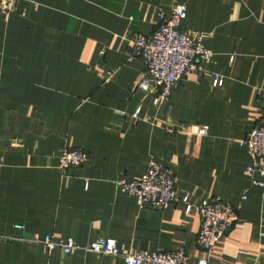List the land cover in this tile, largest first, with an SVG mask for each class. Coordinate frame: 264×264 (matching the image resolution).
Wrapping results in <instances>:
<instances>
[{
  "label": "crops",
  "instance_id": "crops-1",
  "mask_svg": "<svg viewBox=\"0 0 264 264\" xmlns=\"http://www.w3.org/2000/svg\"><path fill=\"white\" fill-rule=\"evenodd\" d=\"M184 1L181 29L213 56L155 103L137 87L132 39ZM262 118L264 0H17L0 13V264H125L31 240L46 235L80 245L111 237L123 252L183 248L195 264L196 207L210 197L240 209L208 263L264 264V189L247 179L240 143ZM68 147L88 160L62 171ZM151 160L175 175L178 201L163 209L138 208L115 184Z\"/></svg>",
  "mask_w": 264,
  "mask_h": 264
},
{
  "label": "built area",
  "instance_id": "built-area-1",
  "mask_svg": "<svg viewBox=\"0 0 264 264\" xmlns=\"http://www.w3.org/2000/svg\"><path fill=\"white\" fill-rule=\"evenodd\" d=\"M17 0H0V13H8L16 6ZM186 1L174 4L168 15L160 14L159 22L149 35L137 34L133 39V55L143 63L137 87L154 95V102L158 103L168 98L181 79L189 73L201 71L203 63L213 56L212 50L203 43L200 34H189L181 29V21L186 17ZM223 78L216 75L213 85L219 86ZM140 108L132 114L136 118ZM193 132L205 134V126H195ZM241 145L247 149L250 164L245 169V175L251 185L264 189V181L254 177L256 172L264 175V118L259 120L249 130ZM88 160V154L81 148H64L58 159V166L62 171L77 167ZM117 188L135 198L138 208L163 209L175 204L178 198L175 193L174 172L151 160L145 172L132 180L118 179ZM246 196H242V200ZM186 201V198H183ZM188 207L187 212L189 211ZM200 228L196 244L203 252V257L195 264H209L208 254L217 241L224 236L237 219L239 206L232 205L218 198L204 199L196 207ZM22 229L21 225H16ZM33 242L42 244L45 250L59 248L65 254H72L77 250L90 251L99 255L120 256L125 264H193L183 248L170 251L145 250L120 251L116 239L111 237L97 238L88 245L77 244L71 238L54 240L46 235L42 238L32 236Z\"/></svg>",
  "mask_w": 264,
  "mask_h": 264
}]
</instances>
